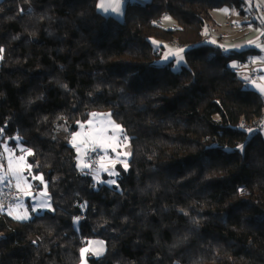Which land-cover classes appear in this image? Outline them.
<instances>
[{
    "label": "trees",
    "instance_id": "16d2710c",
    "mask_svg": "<svg viewBox=\"0 0 264 264\" xmlns=\"http://www.w3.org/2000/svg\"><path fill=\"white\" fill-rule=\"evenodd\" d=\"M223 8L246 0H129L122 20L99 0H0V123L54 209L0 210V264H83L84 248L89 264H264V131L240 126L264 101L233 66L255 50L201 43ZM175 39L181 71L158 64ZM95 112L132 146L112 184L71 144Z\"/></svg>",
    "mask_w": 264,
    "mask_h": 264
},
{
    "label": "built area",
    "instance_id": "2783aa9c",
    "mask_svg": "<svg viewBox=\"0 0 264 264\" xmlns=\"http://www.w3.org/2000/svg\"><path fill=\"white\" fill-rule=\"evenodd\" d=\"M124 1L127 3L129 0ZM224 22L226 28L240 34L247 33L251 30H258L260 33L259 40L262 44H264V17H261L260 8L251 9L244 16H235V14L229 13ZM159 23H161V21H159ZM214 32H216L215 27L207 26L201 43H210ZM221 35L226 36L225 33ZM167 46L169 48H184V45L177 39L168 41ZM222 53L226 56L230 55V51L226 48H222ZM234 67L237 77L246 84L259 79V68L250 58L236 60ZM261 97H263L262 99L264 101V93L261 94ZM240 126L242 129L249 132V139L253 135L263 132L264 109L257 118L251 121L242 119ZM7 137L6 124L0 123V166L2 169H7L8 167V160L4 148V143L7 141ZM93 148H95V150H93ZM81 153L88 163V170L86 171V174L91 176L94 179V182H96V177H98L100 171L102 170L101 165L104 163L103 151L95 145H88L81 148ZM24 197L25 192L21 191L17 187V184L11 177L0 189V205L3 208L10 209L16 207L24 200ZM80 217L84 218V215L81 214Z\"/></svg>",
    "mask_w": 264,
    "mask_h": 264
},
{
    "label": "rangeland",
    "instance_id": "374dc122",
    "mask_svg": "<svg viewBox=\"0 0 264 264\" xmlns=\"http://www.w3.org/2000/svg\"><path fill=\"white\" fill-rule=\"evenodd\" d=\"M132 1H138V0H132ZM148 1H150V0L141 1V3L144 4V3L148 2ZM257 1L260 2V0H253V1L247 0V2L251 3L250 4L251 7L255 6L254 3L257 2ZM227 10H228V8L217 9V10L213 11V14L220 21L224 22L225 18H226L225 15L227 13ZM121 11L122 12H120L117 15V18L120 19V20H122L123 17H124V8H122ZM233 14H237L235 16H238L239 12L234 10ZM164 25H165V27L170 28V27H172L173 22L170 21V20H165ZM208 26L216 28V32H214L213 38L216 35L221 36V37H226L228 35V32L229 33H233V31H230L228 28H226L225 22H224L223 26H218V25H215V24H212V23L209 24ZM223 33H225L226 36H222L221 34H223ZM234 33H236V32H234ZM242 34H244V33H242ZM152 41H153V44L156 47H158L157 44L160 43V41H158L156 39H152ZM180 49H183V52H180V56L183 57V60H180L179 63H177V60L179 58L177 56L173 55V54L179 52ZM185 50L186 49H184V48H177V47L168 48V47H166V49L164 50L163 57L158 61V64L164 65V64H169L172 61H174L173 70L181 71L183 66L186 65V60L184 58ZM234 65H235V63L233 64V66ZM113 122H114V124H116V122L114 120H113ZM88 125L89 124L83 125L82 129L78 132V133H80V135L76 138V143L75 144H77V145L73 144L74 147L78 148V146L80 144H82V145L88 144V142H82V141H85V139H86V132H88V131L90 132V131L93 130V128L91 126H88ZM105 127L109 129V128L113 127V126L109 127V125L107 124V125L104 126V128ZM120 129L123 130L122 127ZM107 136L109 138L112 137V136H117L118 137V139L114 142V146L116 147V151L114 152L112 150V148H107V149L102 148L103 151H105V152L113 151L118 158L126 157L125 151H129V149L131 147V143H130L129 138L125 135L124 130H123L122 133H120V132H112L111 133L110 130H109L108 133H107ZM124 137H127V139L125 140ZM14 139L16 141L15 145L11 144L10 141H6L4 143L5 153H6V157H7V160H8V167H7V169H5V168L2 169L1 166H0V183H1L0 187L5 183L6 179H10V177L17 182L16 184L19 183L20 186H26V187L31 185V184H33V180L34 179H39L40 182H41V185H42V190H43V192H41L42 195L41 194H31V193H29L28 197L31 198V205L28 204V202H26L25 200H23V202H20L18 204L19 206H17V207H20L21 203H26V204H24V209L29 214L28 218H31L35 214H41V213H44L46 211L54 210L53 206H52V203H51V200L48 198L49 197V191H48L47 183L45 182L44 176H42V175L36 176L34 174V172H33L32 166L28 162V155H29L30 151L25 149V147H24V145L22 143V138L20 136H16V137H14ZM106 142H112V141L109 139ZM117 154H119V155H117ZM9 157H11L12 166L13 167H19V168L23 169L22 172H21V176L23 177V180L20 181V182L17 181L15 175L13 174L12 170L9 167ZM20 157H23V162L22 163H18L20 161ZM80 158H81V154L79 153L78 159H80ZM115 166H116V164H114V166H113V172H112V176L113 177H115L114 175H116ZM113 177L111 179H108V182L110 184H112V181H114ZM10 209L11 210H9V209L8 210L11 211L12 213L15 212L14 208L13 209L10 208ZM92 244L94 245L95 248H98L97 252L102 251L101 250L102 249V245L100 244V242L92 241V242H90V245H92ZM90 252L91 251L89 249V251L84 254V262H83V264H85V259H86V264H89L88 263V258H89Z\"/></svg>",
    "mask_w": 264,
    "mask_h": 264
},
{
    "label": "crops",
    "instance_id": "0c3cea01",
    "mask_svg": "<svg viewBox=\"0 0 264 264\" xmlns=\"http://www.w3.org/2000/svg\"><path fill=\"white\" fill-rule=\"evenodd\" d=\"M141 1H146V0H138V2H141ZM251 1H253V0H251ZM115 2H117V0H99V8L105 14H114V15L117 16L120 12H122L121 11L122 8H125L126 2L124 0H119V3L121 4V10L119 12L104 11L100 7V5L102 3L103 4H107V3H115ZM250 4L251 3L247 2V0H246V13L248 11H250L251 9L260 8L261 9V17H264V0H262V1L260 0V2L259 1L255 2L254 3L255 6H253V7H251ZM233 12H234V10L228 9L225 16H227L229 13H233ZM235 15H237V14H235ZM213 16L215 18V23H212V24L221 25V26L224 25V22L223 21H220L218 18H216L214 14H213ZM259 35H260V33H259L258 30H251V31H248L247 33H244V34H239V33H234V32L233 33H229L228 32V35L226 37H221V36L216 35L213 38V44H215L217 46H221L222 48H226L229 51H231V50H238V51H240V50H246V49H250V48H252V49L255 50L254 53L252 55H250V59H252V61L259 68V73H260L259 74V79L257 81H252V82L248 83L247 86L249 88H251V89H253V90H255V91H257V92H259V93L262 94V93H264V91L261 90L262 88H264V44H262L260 42ZM157 45L158 46L159 45H162V42L158 43ZM94 114H96V115L95 116L93 115V117L89 120L92 123L89 124V121H87L85 123L82 122L81 125H80L79 130L73 135V137L76 136V134L82 129V126L85 125V124H89L88 126H91L93 129L104 128V126L107 125V124L109 125V127L110 126H113V125H110L108 123V119L109 118L111 119V121H113V119L111 118V116L109 114H107V113H98V112H95ZM116 124H114V125H116ZM117 125H119V124H117ZM119 126H121V125H119ZM112 128L113 127L109 128V130H110L111 133L113 132L112 131ZM92 132H93V130L90 131V132L89 131L86 132V136H88V134H90ZM122 132H123V130H122ZM73 137L71 139V144L72 145L74 144L73 143ZM74 145H77V144H74ZM88 145H95V146H97L96 144H94V143H92V142L89 141L88 144H84V145L80 144L78 146V148L75 147L76 151L78 152V156H79V153L81 154V158L78 159V167L80 168L81 171H83L85 173L88 170V167H84L83 165H85V164L88 165V163H87L86 159L83 157V155L81 153V148L82 147H86ZM97 147H99V146H97ZM100 149L103 151L102 148H100ZM103 153H104V163H103V166L104 167H102V170L100 171L98 177H96V182L97 183H109L108 182V179H111L113 177L112 176V172H113V166H114V164L117 165V164H120L121 163L122 165H124V162L127 163L129 161L130 157H131V154H132V146L130 147L129 151H125V153H127V155H126V157H123V158H118L113 151H110V152L103 151ZM105 168H107V171L105 170ZM115 172H116V166H115ZM7 180L8 179H6V181ZM6 181H5V183H6ZM15 183H17V182L15 181ZM1 187H0V189H1ZM18 188L20 190L21 189H25L24 190V192H25L24 200L26 202H28V204H30V205H31V198L28 197L29 196L28 194L31 193V194H41L42 195L41 192H43L42 185H40V180L39 179H34L33 180V184H31L30 187H28V186L27 187L26 186H20L19 185ZM48 198L51 200L50 195H49ZM51 203H52V201H51ZM24 204H26V203H21V206L20 207H17L19 205L16 206L17 208L14 207V209H15L14 211L15 212L12 213V215L16 217L17 215H24V214H26L29 217V214L24 209ZM2 208L3 207H1V205H0V210ZM9 210H11V209H9ZM9 210H7V211L10 212ZM27 219H29V218H27ZM27 219H23V220H27Z\"/></svg>",
    "mask_w": 264,
    "mask_h": 264
},
{
    "label": "snow or ice",
    "instance_id": "6c2138e0",
    "mask_svg": "<svg viewBox=\"0 0 264 264\" xmlns=\"http://www.w3.org/2000/svg\"><path fill=\"white\" fill-rule=\"evenodd\" d=\"M100 7L104 10V11H114V12H119L121 10V4L119 3V0H117V2L115 3H107V4H101ZM180 52H183V49H180L179 52L174 53L173 55L177 56L179 59L177 60V63H179L180 60H183V57L180 56ZM167 58V57H166ZM235 66V65H234ZM262 91H264V88L261 89ZM94 116L96 114H93ZM92 122L89 121V124H91ZM108 123L110 125H113L112 131L113 132H120L122 133V129H120L119 125H114V122L111 121V119H108ZM109 129L108 128H97V129H93V132L88 134V136H86L85 141L82 142H92L94 144H96L97 146L107 149V148H112V150L115 152L116 151V147L114 146V142L118 139L117 136H112V137H108L107 133H108ZM80 135V133H77L76 136L73 137V143H76V138ZM111 140L112 142H106L108 140ZM124 139L126 140L127 137H124ZM7 150V149H6ZM79 150V149H78ZM93 150H95V148H93ZM31 154V153H29ZM119 155V154H117ZM125 155H127V153H125ZM23 162V157H20V161L18 163H22ZM114 163V162H113ZM84 167H88V165H83ZM9 167L12 170L13 174L15 175L16 179L18 182L23 180V177L21 176V172L23 169L19 168V167H13L12 166V160L11 157H9ZM101 167H104L103 165H101ZM124 167L127 168V163L124 162ZM105 170L107 171V168H105ZM112 183H114V181H112ZM17 187H19V183L17 184ZM30 187V185L28 186ZM25 189H21V191H24ZM9 215H12V212H9ZM16 219L19 220H23V219H27L28 216L26 214L24 215H17L15 217ZM89 251L88 248H84L81 250L82 256H84L85 253H87ZM97 255L99 254V252L96 253ZM85 264H86V259H85Z\"/></svg>",
    "mask_w": 264,
    "mask_h": 264
}]
</instances>
